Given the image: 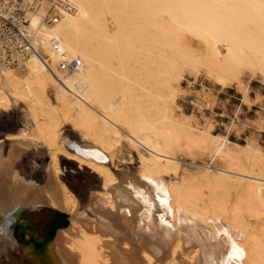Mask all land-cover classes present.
<instances>
[{
  "label": "bare ground",
  "instance_id": "obj_1",
  "mask_svg": "<svg viewBox=\"0 0 264 264\" xmlns=\"http://www.w3.org/2000/svg\"><path fill=\"white\" fill-rule=\"evenodd\" d=\"M186 77L263 103L264 0H1L0 264H264V148L182 113ZM62 162L98 179L84 208Z\"/></svg>",
  "mask_w": 264,
  "mask_h": 264
},
{
  "label": "rangeland",
  "instance_id": "obj_2",
  "mask_svg": "<svg viewBox=\"0 0 264 264\" xmlns=\"http://www.w3.org/2000/svg\"><path fill=\"white\" fill-rule=\"evenodd\" d=\"M12 27L14 26L10 19L6 22L4 28L8 31ZM257 90H259L257 83L252 82L248 98L251 99L255 97V92ZM204 97L214 100L215 104L212 109L202 107L200 110V108L195 106L194 103H199ZM177 103L181 106L182 113L198 118L200 123L203 120H209L213 124V134L221 133L225 126H231L229 139L239 143H243L247 131L252 130V126H250L251 123H253L259 115L264 116V102L255 103L250 107H244L242 105V96L234 87H226L225 89L214 88L204 77L196 79L186 77L181 85ZM12 104L15 114L14 118L16 119L19 113L13 101ZM235 125H237V127ZM238 127L241 128V131L237 134ZM64 132L69 138L74 137L71 127H66ZM255 135L262 148H264V131L259 130ZM128 149H124V152H119L116 155L112 165V169L115 173L135 170L138 161L137 153L134 150L129 151ZM35 156L38 165L44 167L47 164L45 151L43 149H38ZM61 168L64 170L63 175L68 188L77 197L81 206L84 208L87 198H89L92 193L95 194L100 191L98 179L93 174H90L88 169H78L74 162H62ZM60 226L61 224L50 227L47 239L42 242L44 238L42 237L36 248L40 249L44 245H47Z\"/></svg>",
  "mask_w": 264,
  "mask_h": 264
},
{
  "label": "crops",
  "instance_id": "obj_3",
  "mask_svg": "<svg viewBox=\"0 0 264 264\" xmlns=\"http://www.w3.org/2000/svg\"><path fill=\"white\" fill-rule=\"evenodd\" d=\"M259 124H261V126H262V129H261V131H264V116H258V118L253 122V123H251V125L250 126H252V130L250 131H247V134H246V137L247 136H253V137H256V135H255V133L256 132H259L258 130H257V128H258V125ZM51 211H56V212H58V213H60V214H65V215H67L66 213H63V212H60V211H58V210H51ZM60 214H56V213H54V212H50V214L48 215V216H50L49 218H50V220H51V222H50V227H53L54 225L56 226H58V225H60L61 224V226L64 224V218L60 215ZM68 221H69V218H68ZM60 226V227H61ZM50 227H49V229H50ZM60 231V230H59ZM58 231V232H59ZM48 235H49V230L47 231V232H45L44 233V238H43V240H42V242H44L46 239H47V237H48ZM41 241V240H40ZM41 242V243H42Z\"/></svg>",
  "mask_w": 264,
  "mask_h": 264
},
{
  "label": "trees",
  "instance_id": "obj_4",
  "mask_svg": "<svg viewBox=\"0 0 264 264\" xmlns=\"http://www.w3.org/2000/svg\"><path fill=\"white\" fill-rule=\"evenodd\" d=\"M50 212H54V213H56V214H60V213H58V212H56V211H50ZM49 214H50V213H49ZM60 215L64 218V224H63L61 227H58V228H57L55 234H54V235L52 236V238L50 239V242H51V240L53 239V237L56 236V234H57V232H58L59 230H61V229H65V228H67V227L69 226L68 216L65 215V214H60ZM49 217H50V216L46 215L45 218L43 219V225H40V227H41V231H42L43 234L49 230V227H50V225H51V224H50L51 220H50ZM39 222H40V221H39ZM40 223H41V222H40Z\"/></svg>",
  "mask_w": 264,
  "mask_h": 264
},
{
  "label": "water",
  "instance_id": "obj_5",
  "mask_svg": "<svg viewBox=\"0 0 264 264\" xmlns=\"http://www.w3.org/2000/svg\"><path fill=\"white\" fill-rule=\"evenodd\" d=\"M36 247H37V245L34 246V248H33L34 250L32 248L23 250L22 251V254L24 255L23 258H27L29 255H32V253L35 254L34 251H36L35 250Z\"/></svg>",
  "mask_w": 264,
  "mask_h": 264
},
{
  "label": "built area",
  "instance_id": "obj_6",
  "mask_svg": "<svg viewBox=\"0 0 264 264\" xmlns=\"http://www.w3.org/2000/svg\"><path fill=\"white\" fill-rule=\"evenodd\" d=\"M9 21V20H8ZM8 21H4L3 23V25H6V22H8ZM15 29H16V27H15ZM6 30V29H5ZM77 64H76V62L75 61H73L72 63H71V67H75Z\"/></svg>",
  "mask_w": 264,
  "mask_h": 264
}]
</instances>
